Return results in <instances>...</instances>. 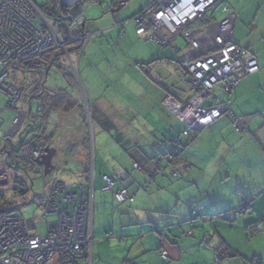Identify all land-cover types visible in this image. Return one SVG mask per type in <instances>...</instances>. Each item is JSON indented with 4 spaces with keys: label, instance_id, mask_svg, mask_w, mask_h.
Instances as JSON below:
<instances>
[{
    "label": "crops",
    "instance_id": "0c3cea01",
    "mask_svg": "<svg viewBox=\"0 0 264 264\" xmlns=\"http://www.w3.org/2000/svg\"><path fill=\"white\" fill-rule=\"evenodd\" d=\"M78 1L60 0L61 4L65 6L74 5ZM130 1L128 0V2ZM110 3L108 5L106 0H101V3L88 5L89 8L93 5H99L100 8H96L91 15L92 18L96 19L89 23V28L85 26L88 21L85 12L86 22L82 28L84 33L88 29L89 33L86 34L89 36L100 33V37H103L105 33L110 32L112 20L116 22L117 26L124 29L125 19L120 18V13L117 16L115 10L112 12L114 7ZM253 4V6L256 5L257 12L249 24L243 22L244 10L238 11L237 14L227 7L226 9L236 15L232 41L239 47L249 50L256 57L259 71L246 76L231 94L222 97L224 101L230 102L231 114L234 117H231L230 113L229 116L225 114L198 133L189 148V151L195 153L197 157L195 160L187 162L189 164L188 171L185 170L182 175L176 172L181 173L182 165L185 163H178L173 168H166L161 163L164 169L152 178L155 165L154 161L150 159L152 158L150 154L141 155L140 152L133 149L135 142L129 139L122 142V137L117 142H112L109 138L105 142L99 138L97 144L103 152L100 150L98 154L92 157L89 138H86L85 133L82 132L83 128L81 131L71 132L64 147H62V153L60 155L55 154L54 157H57L59 163H62V167L66 166L65 160L74 163L77 176L80 174L76 177L79 178L77 184L86 187V192H90L92 196L88 217L92 240L91 264H205L203 259L193 257L192 251L196 252L199 245L208 240L207 235H205L206 231L214 230V228L222 234L215 230L209 239L213 246L207 245L208 251H201V254L203 253L208 257L209 250H212L211 247L217 249L225 244L238 254L237 257L243 259L240 260L242 264L254 258L260 259V264H264V227H261L264 224V0H256ZM147 5L137 9V11ZM137 11L132 10L131 16ZM120 12L122 11L120 10ZM222 14L224 17V10ZM98 16L104 19L102 20ZM127 20L130 21L131 18ZM101 24H104L103 29L99 27ZM145 67L136 65L133 73H136L135 77H138L144 85L154 88L151 92L152 101L160 111L157 110L153 113L156 106L150 107L146 104L148 109L146 122L149 128L153 130V134L144 133L151 140L153 137L159 138L161 135L173 136V132H180L178 126L180 123L163 109L160 102L167 95L168 88L176 85L174 76L178 74V71H175L173 76L169 69L162 65H158L156 68L153 66ZM139 74L143 75L142 79H140ZM180 88L181 86L178 89ZM219 88L221 89V86ZM191 95L192 93L188 92L180 95L179 98L182 97L187 100ZM132 109L136 111L134 108ZM68 113L70 112H66V114ZM59 116L61 117V115ZM66 117L73 119V115H65ZM237 120L242 124L240 128L236 127ZM132 121V119L129 121L131 126ZM127 125L125 124V127ZM60 126L63 127V123ZM111 132L119 134L117 135L119 137L122 134L128 136L131 131L127 129L126 133L117 129L113 124L105 133L110 135ZM102 134L104 133L100 132L99 137ZM197 158L199 162H196ZM213 161L223 165L227 164V170H219L213 174L204 173L205 177L214 175L215 178L221 179V183L231 179H239L244 185L263 186L262 190L255 187L245 196V200L249 203L253 216H255L254 219L251 217L237 218L234 219V225L230 226L228 223L224 226L216 221L208 224L206 219L201 223L192 222L193 218H197L193 216V212H199L198 214L205 218L212 217L213 213L211 210L203 213V208L206 205L204 197L200 196L202 192L198 191L203 190L202 178L194 181L192 179L188 183L186 176L193 169H198L199 166L203 168L202 172H204ZM137 162L142 168V172L134 169L133 165ZM204 163L206 169H204ZM131 170L134 171L135 175L130 174ZM86 172H90L89 175L91 176L88 175V177ZM220 172H222L223 177L220 176ZM105 176L112 179L114 191L126 189L132 195V202L118 204L112 193L104 192L103 177ZM199 183L201 186L197 188ZM186 185L196 188V194H191V197L186 196L183 192ZM145 188H147V192H145ZM238 211L240 212V210ZM219 215L223 216L220 213ZM252 224H257L253 232L248 228ZM225 229L226 231L223 232ZM244 229L249 232V237L254 238L258 235L260 243L255 242L253 246L248 244V247L245 248L243 239H246L247 243L250 241L246 236L244 238V234H241V230ZM158 230L168 235L167 240H161V237L156 234ZM190 233L191 235H189ZM160 248L167 251L165 261L159 255ZM246 250L250 251V257L243 255ZM213 253L215 255V250ZM231 263V261L226 262V264Z\"/></svg>",
    "mask_w": 264,
    "mask_h": 264
},
{
    "label": "rangeland",
    "instance_id": "374dc122",
    "mask_svg": "<svg viewBox=\"0 0 264 264\" xmlns=\"http://www.w3.org/2000/svg\"><path fill=\"white\" fill-rule=\"evenodd\" d=\"M45 1L46 0H34L39 7H42L45 4ZM222 1H224V3L215 8L212 12H209V16L213 15L217 22L223 17L222 13L226 7L237 14L239 13L238 11L244 10L245 15H243V22L247 24L253 20V17L257 12L256 5L253 6V3H255L256 0ZM106 2L109 5L111 0H106ZM148 2L149 0H131L127 3V10L125 9V12H123V10H121L122 12L119 11L120 18L123 17V19H125L126 28L124 25V29L126 31L117 26L116 22L112 20L110 32L108 34L105 33L103 37H100V33L89 36L86 34L89 33V30L87 29L86 33L78 31L76 34L77 38H75L66 35V33L61 34L62 27L63 32L65 28L63 25L61 27L60 23H57L58 25L52 24L53 28H51L60 36V44H48L45 41L40 43V53L42 56H45L43 60H46V57H50V63H52V59L57 56L55 58V63L50 67L47 76H45L47 67H42V76L43 78H47L45 81V88L51 92L57 93L59 96L56 100L52 99V101H56V107L54 108L50 105L51 101L47 100L46 102V100H44L43 105L47 115L43 121L44 123H41L45 128V135L50 140V147L54 150L56 149V154L58 153V155H60L62 153V147H64L69 134L73 131H81L84 123L87 127L86 132L89 137L92 157L98 154L101 150L97 144L99 138L105 142H107L106 140H108V138L112 142L114 141L113 139L116 136L114 132H111L110 135L105 133L113 124L121 131L126 132L127 129L131 131L128 133L130 134L128 136H125V134L119 136L123 138L122 142L128 139L135 143L137 142V147L141 150L145 149L148 144L151 148L154 147L151 144L150 137L146 136L144 133L153 134V130L149 128L146 122L148 118L146 104L150 107L156 106L153 113L159 110L157 105L152 101L151 92L154 88L152 86H146L144 83L140 82L139 78L135 77L136 73H133V71L135 70L136 65L140 67L146 66L145 68L152 66L156 68L158 65H162L163 67L168 68L173 75H175L174 72H177V70L174 67L175 63L172 62L173 55L171 49L161 48L147 41L148 33L142 37H137L135 33V23L132 20H127L131 18L130 13L132 10L137 11V9L147 5ZM96 8L99 9V5H93V7L91 6L90 8L88 6L86 10L88 21L85 26L87 28H89V23H92L91 21L96 19L91 16ZM117 9L118 8L116 7L114 8L115 12H117ZM99 17L100 16H98V18ZM100 19L103 20L104 18L100 17ZM99 27H104V24H101ZM63 44L65 46L60 48ZM54 45L56 46L53 47ZM177 45H179V49H181V52L183 53L190 49L189 45L187 49H185L186 43L183 40H178ZM77 66L82 84L77 81ZM139 75L140 79H142L143 75ZM32 83V80L29 81V84ZM28 89H26L27 92H29ZM35 91L36 90L33 91V94ZM222 94L223 93L219 87L214 90V96L222 98ZM41 103L42 101L40 99H32L30 107L28 104L22 103L19 104V108L22 111L21 113H31L33 117H36L38 109L41 107ZM7 104L8 99L0 94V110L2 111L1 118L4 122L0 127V146L3 141L7 140H11L13 145H15L17 141H19V135H21L24 129L25 121L22 125L20 124V128L17 127L16 129H11V124L17 115L7 107ZM66 112L70 113L66 114ZM59 115H61V117ZM65 115H73V119L65 118ZM130 119L133 120L132 126L129 122ZM61 123H63V127L60 126ZM125 124H128L129 126L127 125V127H125ZM178 126L180 131H182L181 124ZM9 130L12 131L9 132ZM100 132H103L104 134L99 137ZM132 132L134 133L131 135ZM178 133L180 134V132L175 131L173 132V135L175 139H181V143H184L181 148L179 146L180 156H182V159L185 162L189 163V161H193L197 157L195 153L189 151L193 142L185 146V140L181 137V134L179 135ZM31 135L33 136V134H30L28 137ZM28 137L26 136V138ZM197 161L199 162L198 158L196 162ZM0 162L3 164L6 162L5 156L1 155V153ZM64 163H66V166L62 167V163H59L57 157H54L52 160V166L54 169L47 176L43 175L42 167L38 166V168L35 165L28 168L27 174L21 171V180L26 184L25 190H27V193L18 197L15 196L13 192H7L4 201H2L3 204H0V213L19 215L24 221L32 219L36 225V229L33 233L39 236H45L48 224L56 221V215L45 214V211L41 208L42 205L44 206V200L38 204H32L30 203V200L33 195L40 197V199L47 197L51 193L53 184L56 181L79 183V178L76 177L80 174L77 176L73 165L74 163L69 162V160H65ZM8 164H10L9 161ZM162 164L164 167L167 166L166 163ZM226 165L227 164L223 165L219 162L217 163L213 161L211 162L210 167L206 169L207 167H205L204 163V169H206L204 172H202L203 168L199 166L198 169H193L191 173L186 176V181L188 183H190L192 179L194 181L195 179L202 178L203 182L201 184H204L203 190L198 191L202 192L200 196L202 198L204 197L203 199L206 205L203 208V213L211 210L214 217L193 218L192 222L198 221L201 223L206 219L205 221H207L208 224L216 221L224 226L228 223L230 226L234 225V219L237 218H255L250 206L249 208L247 207L248 209L243 207L244 203L247 202L245 196L249 191L251 192L254 190L255 187L262 190V185H244L241 183L242 180L239 179H231L228 182L225 181L221 183V179H218V177L215 178L214 175L210 177H205L203 175L204 173L213 174L219 170H227ZM234 171L236 172V169H234ZM176 172L179 173V175H182L184 168L181 173L179 171ZM130 174L135 175L132 170L130 171ZM170 175H172V173H170ZM222 175V172H220V176ZM199 186H201L200 183L196 187L199 188ZM195 189L193 186L186 185L183 192L186 196L191 197V194H196L197 189L196 191ZM200 196H197V198H200ZM238 210H241V213ZM233 212L237 213L233 214ZM219 213L223 214L222 218H229V222L228 220H221L215 217V215ZM189 216L190 215H188V217ZM261 227H264V224H262ZM215 230L216 232L218 231L216 228H214V230L211 229L206 231L205 235H207L208 240H205L204 244H200L196 252L192 251L193 257L203 259L205 264H226V262L230 261L232 262L231 264H242V261L240 260L243 259L241 257L222 260L218 263L216 262V257L213 253L216 248L211 247L213 244L209 241ZM225 231L226 229L223 232ZM237 231L240 230L237 229ZM218 233L222 234L219 231ZM241 234H244V238L246 236L250 241L247 243V240L243 239V245L245 248L248 247V244H252L253 246V243L259 242L258 235L254 236V238L249 237V232H246L245 229L241 230ZM252 238L253 240L251 242ZM207 245H211L210 249H212L209 250L210 253L208 257L203 253L201 254V251L207 250ZM244 246L238 247L243 248ZM243 255L250 257L251 253L246 250Z\"/></svg>",
    "mask_w": 264,
    "mask_h": 264
},
{
    "label": "built area",
    "instance_id": "2783aa9c",
    "mask_svg": "<svg viewBox=\"0 0 264 264\" xmlns=\"http://www.w3.org/2000/svg\"><path fill=\"white\" fill-rule=\"evenodd\" d=\"M216 2L150 0V7L133 18L138 26L136 34L141 36L149 33V41L169 47L177 53L179 47L173 45L174 41L187 25L202 18ZM125 7V2L120 0L118 9ZM235 19L234 13L225 10L220 21L198 29L195 37L190 38V33L183 34L190 39V49L185 53H177V58L182 61L179 64L182 75L191 76L194 94L185 104L169 97L162 104L192 132L202 131L229 110V102L204 107L203 103L211 97V91L216 85L221 84L229 94L241 77L259 71L255 58L232 43ZM51 27L52 24L32 0H0V94L8 99L7 107L17 115L11 129L20 128L25 121V114L21 113L19 104H28L34 90L31 88L24 93L18 87L8 86L6 79L13 71L22 68L25 72L39 70L38 62L43 57L40 43L60 44V36ZM68 36L72 37L70 32ZM209 48L214 52L201 55ZM1 114L0 110V127L4 123ZM230 116L234 117L233 114ZM241 126L237 120L236 127ZM38 150L39 146L23 151L25 164H34L41 157ZM21 171L0 162V198H5L7 192H13L18 197L26 192ZM104 181L107 184L105 190L111 191V181L108 178H104ZM83 191L82 186L56 181L47 197H31L32 204L45 201L41 208L46 215H56V221L48 224L45 236L33 233L36 225L32 219L24 221L19 215L0 213V264H81L84 261L91 264L92 240L88 217L92 199L87 198ZM115 198L124 203L128 195L121 191ZM246 207L247 204H244ZM160 256L166 259L167 251H162Z\"/></svg>",
    "mask_w": 264,
    "mask_h": 264
},
{
    "label": "trees",
    "instance_id": "16d2710c",
    "mask_svg": "<svg viewBox=\"0 0 264 264\" xmlns=\"http://www.w3.org/2000/svg\"><path fill=\"white\" fill-rule=\"evenodd\" d=\"M111 1H112L111 2L112 3V7L118 8V2L120 0H111ZM123 1L125 2L126 7H127L128 0H123ZM32 2L36 5L37 8L40 9V11L43 13V15L46 17V19L50 22V24H56V23H60L61 24L62 23L64 25H66L68 30H66V27L64 26L65 29H64V32H63V27L61 26L62 27L61 34L66 33V35H68L69 32H70V35L76 38L77 32L78 31H82V28L84 27V22H86V20L84 18V15H85V12H86V9H87L88 5H91V4L97 3V2L101 3V0H79L77 3H75L72 6H68V5L65 6V5L60 3V0H46L45 4L42 7H39L34 2V0H32ZM222 2H223L222 0H217L215 5L210 10H208L203 15L202 18L196 19L195 21H193L192 23L187 25L184 28V31L182 32V34H180V37H178L177 40L174 41L173 45L179 47V45H177V41L178 40H183L186 43V47H185V49H186L187 46L189 45V40L190 39L185 38L183 36V34L190 33V36H191L190 38H193V37L196 36V34L198 32V29H203L207 25L215 22L214 16L213 15L209 16V12H212ZM150 4L151 3H150V0H149L148 5L146 7H144L143 9L138 10L137 12H135L131 16V20L133 21V18L136 15L142 13L145 9H148L150 7ZM124 9H117V12H116L117 14L116 15L119 16V11L120 10H124ZM225 10L232 13V11L227 10L226 8L224 9V11ZM112 12H114V9L112 10ZM38 22H40V21H38ZM135 27L137 29V27H138L137 24H135ZM136 29H135V33H136ZM145 34H143V35H145ZM143 35H141V36H143ZM136 36L137 37H141V36H139L137 34H136ZM148 41H149V35H148ZM149 42H151V43H153V44H155V45H157V46H159L161 48H169V47H164V46L158 45V44H156V43H154L152 41H149ZM232 43H234V42L232 41ZM235 45L238 46L237 44H235ZM239 48H241V47H239ZM241 49H244V48H241ZM244 50L247 51L248 53H250L255 58V60L257 61L256 57L249 50H246V49H244ZM181 51L182 50L179 49V52L177 51V53L181 54ZM211 52H214V50L212 48H209L206 52H202L201 55H203V54L205 55L206 53H211ZM171 53L173 55V61L172 62L175 63L174 67L178 71L177 72L178 74L176 76L173 75L175 77V80H176L175 84L177 86L173 85L172 87L168 88L167 95L162 99V101L160 102V105L163 107V109L168 111L169 114L174 119L177 120V122H179L181 124L182 131H180V134H181V137L185 140V146H187L196 138V136L198 135L199 132L190 131L181 121H179L162 104V102L167 97L172 98L173 100H175L178 103L185 104V103H187L189 101V99L191 97L189 99L185 100L182 97L179 98V96L180 95L182 96V94H186L188 92L192 93L191 96H193V94H194L193 87L191 85V76H189V75L183 76L182 75L181 68L179 67V64L182 63V61H179V59L177 58V53H174L172 50H171ZM56 57L57 56H55L52 59V63H50V60H51L50 57L49 58L46 57V60H43V58H45V56H43L42 59H41L42 61L38 62L39 63L38 64L39 65V70H37L36 72H25L23 70V68L20 67V68H22L21 70L13 71L11 76L6 79V84L8 86H13V87H16V88L18 87L19 90L23 91L24 93L27 91L26 89H28V88H29L28 90H30L31 88H33V90H36L35 93L32 94V96L29 97V103H28L29 106L31 105L32 99H40L42 101L41 107H39L36 117L35 116L33 117L31 113L25 114L26 118H25V122H24V129H23V132L21 133V135H19V141H17V143L15 145H13L11 140L3 141L2 145L0 146V153H1V155L5 156V158H6L5 164H7V165H9L11 167H15L16 169H20V170L22 169L25 174H27L28 168H30V167H32L34 165L36 167H38V165H36L35 163L34 164L31 163L32 165L31 164H25V162L23 160V151L25 149H31V148L34 149L35 147L39 146V150L38 151H39V153L41 155H43L45 148H47V147L51 148L50 147V140L45 135V128L41 124V123H44L43 121H44V119L46 118V115H47V112H45V108H44L43 104H44V100H46V102H47V100H49V101H51L50 102L51 107L52 108L56 107V105H55L56 101H54V100H56V98L59 95L57 93L51 92L50 90L45 88V81H46L47 78L46 77L43 78V76H42V67L43 66L47 67V70L45 72V76H47L50 67L55 63V58ZM257 63H258V61H257ZM142 66H144V65H142ZM258 67H259V65H258ZM77 74H78V80L77 81H79L80 84H82L81 80L79 78L78 66H77ZM247 76H249V75H247ZM21 77H22V79H21ZM245 77L246 76H243V77L240 78V80H239L238 84L236 85V87L241 83L242 79H244ZM23 78H25V79H23ZM28 79H29V81L32 80L33 83L29 84ZM79 82H77V83H79ZM179 86H181L180 89H178ZM219 86H221L220 90L222 91V93H223L222 95L223 96L228 94V93L225 92V90L223 89L221 84L220 85H216L211 91V97L209 99L205 100V102L203 103L204 107H212V106H215V105H219V104H221L223 102H229V101H224L222 98H218L217 96H214V90L217 87H219ZM232 91L229 94H231ZM52 99H54V100L52 101ZM230 111L231 110H230V105H229V110H227L225 114H227L229 116V112ZM82 128H83V131L85 132V136L87 138L88 137L87 132H86L87 131V127H86L85 123L83 124ZM185 133H187V135H184ZM30 134H33V136L31 135L30 137H28V135H30ZM115 135L116 136L114 138V141L117 142V141H119V138H121V137H117V135H119L117 133H115ZM26 136L28 138H26ZM120 136H122V135H120ZM159 138L158 137H153V139L151 140V144L154 146L153 148H151L150 145L148 144L147 147H145V149L141 150V149H139L137 147V142L134 143V146H133V149L136 150L137 152H140L141 155L145 156L146 154H150V156L152 157L150 159H152L154 161V165H155L154 168L155 169H154V172L151 175V177L153 178L155 175H157V173H160L161 170L164 169V167L161 166V163H166L167 164L166 168H173L178 163H185V164L182 165V168H184V171L187 170L189 168V164H187V162H185L182 159V156H180V152H179L180 151L179 146L181 148L182 145L184 144V143H181L182 140L181 139L180 140L179 139H175L174 135L173 136H162L161 135ZM8 161L10 162V164H8ZM133 166H134L135 170L142 172V168L138 165V162L134 163ZM172 172H173V170H172ZM89 173L86 172L87 176L89 175ZM89 176H91V175H89ZM104 178H108L111 181V183H112L111 191H106L105 188L107 187V184L104 181V183H105V187L103 189L104 192L112 193L115 201L118 204L122 205V204H125L126 202H132V200H133L132 195L126 189L123 188V189H120L118 191H114L113 190V181H112V179L109 178L108 176L103 177V180H104ZM71 185L82 186L84 188V191H83L84 195H86L87 198L91 197V199H92L91 193L88 192V191L86 192V190H85L86 187H84L83 185L77 184V183L71 184ZM121 191H125L127 193V195H128V198L126 199V201L124 203L118 202L116 200V198H115L116 194L121 192ZM145 192H147V188H145ZM26 193H27V190H26V192H22L19 196H23ZM2 201H4V198H0V204L1 203L3 204ZM247 207L249 208V203H247ZM240 212H241V210H240ZM235 213H237V212H233V214H235ZM193 216L197 217L198 219L201 218L200 214H198L196 212H193ZM215 217H217L218 219L222 218L219 214L215 215ZM212 218H214V217L212 216ZM222 219L227 221L229 218H226V217L224 218L223 217ZM228 222H229V220H228ZM256 227H257V224H252V225L248 226V228L252 232H253V230ZM156 234L161 237V240L162 239H163V241L167 240V236L168 235H166V233L160 232L158 230L156 232ZM189 235H191V233ZM90 250H92V244H91V249ZM162 251H163V249L159 250V255L161 254ZM237 256H238V254L236 252H234L232 249H230L228 246H226L225 244H222L219 248L215 249V257H216V262L217 263L222 261V260L231 259V258H234V257H237ZM161 259L163 261H165L167 258L166 259L161 258ZM81 264H87V262L84 261ZM245 264H260V259L254 258V259H252L250 261H247Z\"/></svg>",
    "mask_w": 264,
    "mask_h": 264
},
{
    "label": "water",
    "instance_id": "95a60500",
    "mask_svg": "<svg viewBox=\"0 0 264 264\" xmlns=\"http://www.w3.org/2000/svg\"><path fill=\"white\" fill-rule=\"evenodd\" d=\"M55 154L56 150L47 147L44 149V154L40 157V159L35 161L36 165L42 167L44 176H47L53 171L54 167L52 166V160Z\"/></svg>",
    "mask_w": 264,
    "mask_h": 264
},
{
    "label": "clouds",
    "instance_id": "9594fccd",
    "mask_svg": "<svg viewBox=\"0 0 264 264\" xmlns=\"http://www.w3.org/2000/svg\"><path fill=\"white\" fill-rule=\"evenodd\" d=\"M42 156V155H41ZM40 159V158H39ZM35 163V162H34ZM59 182H62V181H59ZM65 183V182H64Z\"/></svg>",
    "mask_w": 264,
    "mask_h": 264
}]
</instances>
